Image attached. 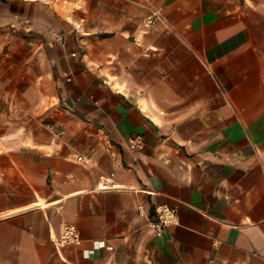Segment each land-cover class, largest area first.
Here are the masks:
<instances>
[{
    "label": "crops",
    "instance_id": "1",
    "mask_svg": "<svg viewBox=\"0 0 264 264\" xmlns=\"http://www.w3.org/2000/svg\"><path fill=\"white\" fill-rule=\"evenodd\" d=\"M0 264H264V0H0Z\"/></svg>",
    "mask_w": 264,
    "mask_h": 264
},
{
    "label": "built area",
    "instance_id": "2",
    "mask_svg": "<svg viewBox=\"0 0 264 264\" xmlns=\"http://www.w3.org/2000/svg\"><path fill=\"white\" fill-rule=\"evenodd\" d=\"M160 13L158 11L152 12L144 19V25L146 28L154 26ZM25 21H27L25 19ZM142 141L139 138H133L130 140L131 147L141 146ZM84 159V156H77V160ZM138 210L142 211V206H138ZM179 223L178 211L175 206L169 204H159L155 206L153 215L149 220L148 224L158 236L162 235L166 228ZM80 237L77 227L73 223H64L61 228L59 236V242L65 244H79Z\"/></svg>",
    "mask_w": 264,
    "mask_h": 264
}]
</instances>
